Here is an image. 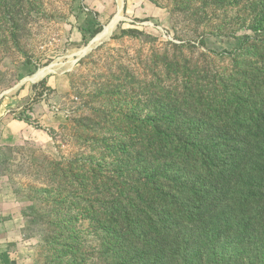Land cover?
<instances>
[{
  "label": "rangeland",
  "instance_id": "rangeland-1",
  "mask_svg": "<svg viewBox=\"0 0 264 264\" xmlns=\"http://www.w3.org/2000/svg\"><path fill=\"white\" fill-rule=\"evenodd\" d=\"M260 3L0 0V208L9 211L0 221L19 222L16 264L191 262L131 251L119 238L129 225L110 234L103 224L119 199L131 208L132 198L141 220L160 206L140 174L144 160H164L153 148L158 122L219 120L235 82L249 97L264 79ZM260 221L190 264H264Z\"/></svg>",
  "mask_w": 264,
  "mask_h": 264
},
{
  "label": "trees",
  "instance_id": "trees-1",
  "mask_svg": "<svg viewBox=\"0 0 264 264\" xmlns=\"http://www.w3.org/2000/svg\"><path fill=\"white\" fill-rule=\"evenodd\" d=\"M260 5L253 29L264 45V0ZM235 83L226 93L229 102L215 110L219 120L154 126L153 148L164 160L154 168L144 160L140 174L148 185L143 193L159 196L160 206L154 217L141 220L133 214L139 208L132 198L131 208L119 199L103 224L110 234L129 225L132 235L119 236L126 248L142 247L159 258L171 251L190 264L232 247L233 236L250 235L254 224L263 227L258 221L264 216V86L251 87L246 97L247 86Z\"/></svg>",
  "mask_w": 264,
  "mask_h": 264
},
{
  "label": "crops",
  "instance_id": "crops-1",
  "mask_svg": "<svg viewBox=\"0 0 264 264\" xmlns=\"http://www.w3.org/2000/svg\"><path fill=\"white\" fill-rule=\"evenodd\" d=\"M7 209H1L0 213H8ZM4 215L0 214V219ZM19 222L15 220L0 221V264H16L12 252V241L17 237ZM11 245V246H10Z\"/></svg>",
  "mask_w": 264,
  "mask_h": 264
},
{
  "label": "bare ground",
  "instance_id": "bare-ground-1",
  "mask_svg": "<svg viewBox=\"0 0 264 264\" xmlns=\"http://www.w3.org/2000/svg\"><path fill=\"white\" fill-rule=\"evenodd\" d=\"M120 20H121V16L119 15V16L116 17L114 22L111 23L109 26H107L105 28V30L92 42V45H94V44L100 42L101 40L106 39L107 37H109L111 35V33L115 30V28H116V26H117V24L119 23ZM44 74H45V72L41 71V72L38 73L36 78H39V77L43 76Z\"/></svg>",
  "mask_w": 264,
  "mask_h": 264
}]
</instances>
